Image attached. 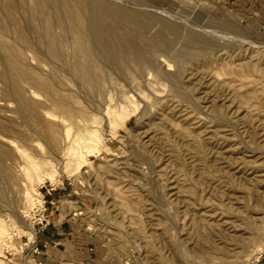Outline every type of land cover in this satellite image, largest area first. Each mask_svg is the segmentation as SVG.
Instances as JSON below:
<instances>
[{"label": "rangeland", "instance_id": "obj_1", "mask_svg": "<svg viewBox=\"0 0 264 264\" xmlns=\"http://www.w3.org/2000/svg\"><path fill=\"white\" fill-rule=\"evenodd\" d=\"M74 1L0 0V264H264V0H101L172 28L112 63Z\"/></svg>", "mask_w": 264, "mask_h": 264}, {"label": "bare ground", "instance_id": "obj_2", "mask_svg": "<svg viewBox=\"0 0 264 264\" xmlns=\"http://www.w3.org/2000/svg\"><path fill=\"white\" fill-rule=\"evenodd\" d=\"M74 5L79 9L81 16H83L85 18V20L88 22L86 34H87V37L89 40H87V41H91L89 44L92 43L91 44L92 48H94L96 46L97 48L98 47L100 48L99 50L101 53L103 51V58L105 59V61H108L107 63L116 62V60H118L120 56H122V57L124 56L123 58H125V56H126L127 58H129V59L131 58L134 61H137V60L139 61L142 58L145 59L146 50L148 48L152 47V48L162 49V50L165 49L167 46V39H168L167 34L172 32L171 27H170V29H168L169 27L165 28L166 26H168V24H167V25L163 26L165 28L164 30L160 29L159 31H157L155 33L154 36L152 35L153 37L148 42L143 43V45H140L139 40L144 35L145 29H146L145 22L142 21V19L140 18L142 15L140 16V14L139 15L131 14L129 12L124 11L123 9L121 10V8L119 9L113 5H109L108 3L102 2L101 0H77V1L75 0ZM77 17L78 16H75V19H73L72 21L77 22V20H76ZM74 24H75V22L73 23V26H74ZM75 27L77 28V26H75ZM75 29H73V31ZM75 31H77V30H75ZM77 32L79 33L80 31H77ZM84 33H85V31H84ZM80 34L83 35V33H79V35ZM75 35H76V32H75ZM82 37L84 38V36H82ZM76 38L77 39L79 38L78 39L79 41L82 40V39H80L79 36H77ZM81 42H83V40ZM81 42H79V43H81ZM75 43H77V42H75ZM81 45H82V43H81ZM86 45H88V43ZM91 45H88V47L90 48ZM93 45H94V47H93ZM79 47H81V46L79 45ZM88 47L87 48L84 47V48L88 49ZM77 51H78V49H77ZM80 51H81V48H80L79 52ZM84 51L86 52V50H84ZM91 51H92V49H91ZM93 52H95V51L93 50ZM96 52L98 53L99 51H96ZM88 53L89 52L87 50V54ZM101 53H100V55H101ZM81 55H80V57H81ZM97 55H99V54H97ZM84 56H83V58H84ZM122 57H120V58H122ZM83 58L81 57V59H83ZM81 59H80V61H81ZM80 63H82V62H80ZM78 64H79V61H78ZM26 190L27 189H25V192H26ZM0 195H1V192H0ZM26 195H27V192L25 193V196Z\"/></svg>", "mask_w": 264, "mask_h": 264}, {"label": "crops", "instance_id": "obj_3", "mask_svg": "<svg viewBox=\"0 0 264 264\" xmlns=\"http://www.w3.org/2000/svg\"><path fill=\"white\" fill-rule=\"evenodd\" d=\"M58 230H59V228L56 229V231H58Z\"/></svg>", "mask_w": 264, "mask_h": 264}]
</instances>
